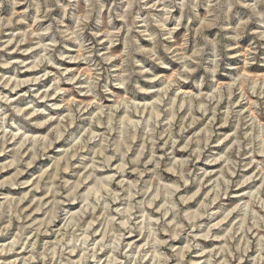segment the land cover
<instances>
[{
  "label": "rangeland",
  "instance_id": "obj_1",
  "mask_svg": "<svg viewBox=\"0 0 264 264\" xmlns=\"http://www.w3.org/2000/svg\"><path fill=\"white\" fill-rule=\"evenodd\" d=\"M7 263L264 264V0H0Z\"/></svg>",
  "mask_w": 264,
  "mask_h": 264
},
{
  "label": "bare ground",
  "instance_id": "obj_2",
  "mask_svg": "<svg viewBox=\"0 0 264 264\" xmlns=\"http://www.w3.org/2000/svg\"><path fill=\"white\" fill-rule=\"evenodd\" d=\"M34 66H35V65H34ZM34 79H35V81H36V80L39 79V78H34ZM31 80L33 81V79H31ZM10 81H11V79L7 81V84H6V85H9ZM11 82H12V81H11ZM26 82H29V80H24V81H21V80L18 81V80H17V82H16L15 87L13 88V90H14L16 87H18V86H20V85H22V84L24 85V83H26ZM13 85H14V84H13ZM45 95H46V94H45ZM173 101H174V100H173ZM156 102H157V101H156ZM152 105H153V104H152ZM21 110H22V108L19 109V111H21ZM151 110H152V109H151ZM151 110H150V111H151ZM102 112H103V111H102ZM157 113H158V112H157ZM126 114H127V113H126ZM150 115H151V114H150ZM154 116H155V115H154ZM109 118H110V117H109ZM150 118H151V117H150ZM192 118H193V117H192ZM192 121H193V120H192ZM17 137H18V136H17ZM25 138H26V137H25ZM46 140H47V138H46ZM21 144H23V142H22ZM77 146H78V145H77ZM3 147H4V146H3ZM22 147H23V145L19 148V151H20V152H21L20 149H21ZM46 148H47V147H46ZM74 149H75V148H74ZM4 151H5V149L2 148V149H1V152H4ZM75 155H76V154H75ZM21 156H22V155H21ZM73 156H74V155H72V157H73ZM59 161H60V160H59ZM66 163H67V165H66L65 169H68L70 163H69L68 161H67ZM12 165H13V164H12ZM57 167H58V166H57ZM123 167H124V165H123ZM125 167H126V166H125ZM124 170H125V169H124ZM39 177H40V176H39ZM71 193H73V192L71 191ZM155 197H156V196H155ZM97 198H98V197H97ZM94 209H95V208H94ZM73 219H74V218H73ZM208 235H209V234H208ZM56 247H57V246H56ZM9 248H10V247H9ZM54 248H55V247H54ZM1 250L3 251V250H5V248L3 247V249H1ZM74 251H75V250H74ZM182 252H183V251H182ZM53 256H54V255H53ZM32 258H33V257H32ZM32 258H31V259H32ZM23 260H24V259H23ZM7 264H8V263H7Z\"/></svg>",
  "mask_w": 264,
  "mask_h": 264
}]
</instances>
